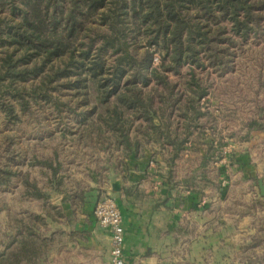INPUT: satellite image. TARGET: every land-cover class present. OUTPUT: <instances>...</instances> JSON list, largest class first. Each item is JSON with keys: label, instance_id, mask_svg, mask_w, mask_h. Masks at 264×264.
Instances as JSON below:
<instances>
[{"label": "trees", "instance_id": "obj_1", "mask_svg": "<svg viewBox=\"0 0 264 264\" xmlns=\"http://www.w3.org/2000/svg\"><path fill=\"white\" fill-rule=\"evenodd\" d=\"M263 32L264 0H0V108L19 119L15 105L27 112L44 102L59 119L69 114L62 133L83 145L94 134L101 149L126 156L141 136L171 145L176 157L194 132L201 137V118L216 119L204 106L208 74L200 73H228L242 42ZM63 88L73 103L62 101ZM174 118L183 119L181 133ZM243 126L264 131V103ZM224 145H208L203 169ZM3 173L7 184L11 173ZM75 194L82 199V190ZM43 225L36 213L13 215L0 230V264H39Z\"/></svg>", "mask_w": 264, "mask_h": 264}, {"label": "crops", "instance_id": "obj_2", "mask_svg": "<svg viewBox=\"0 0 264 264\" xmlns=\"http://www.w3.org/2000/svg\"><path fill=\"white\" fill-rule=\"evenodd\" d=\"M174 120L181 133L183 119ZM201 122L206 123L201 137L194 132L176 157L171 145L141 136L138 150L125 156L120 148L112 155L99 147L94 134L86 139L91 146L63 134L65 123L55 131L62 145L52 152L21 156L9 145L4 155L1 145L0 230L15 214L36 213L47 222L41 227L47 246L39 264H105L110 236L98 227L93 211L110 195L124 218L125 264H264V196L258 186L264 180V133L246 129L237 139L232 129L229 137L243 149H223L222 157L203 169L208 145L225 139V132L217 117ZM49 134L30 138L43 145ZM3 171L11 173L7 184ZM80 190L82 199L75 194ZM4 243L0 235V250Z\"/></svg>", "mask_w": 264, "mask_h": 264}, {"label": "rangeland", "instance_id": "obj_3", "mask_svg": "<svg viewBox=\"0 0 264 264\" xmlns=\"http://www.w3.org/2000/svg\"><path fill=\"white\" fill-rule=\"evenodd\" d=\"M206 74H208L207 78L211 86L206 98L208 102L204 106L218 118V123L225 132L223 149L226 153L233 150L239 151L243 149V146L240 148V145H235L232 140L234 137H229L232 129H237V139H240L247 129L243 126V122L253 117L258 104L264 103V85H261V83H264V32L259 36L250 35L247 40L242 42L237 50V56L231 71L224 75H218L212 71L202 72L200 76L203 77ZM34 81L25 83V86L35 83ZM59 95L62 101L69 103L75 101L71 90L63 88L59 91ZM86 110L88 108H82L81 111ZM15 113L21 118L20 121L18 119H8L0 108V146L2 145V154H9H6L9 145L21 156L31 153L32 150L37 151V153L42 150L49 153L52 152L53 148L62 145L63 140L60 133H55V131L56 128L62 127L64 123L69 121L65 118L69 114L63 112L64 118L58 119L53 107L44 102L32 105L30 111L27 112H22L21 108L15 105ZM73 122L68 123L74 125ZM47 131L52 136L49 134V140L45 141L43 145L37 143L36 138H30L31 134L40 135V133H46ZM261 131L264 133L263 130ZM238 142L242 141L238 140ZM9 169L12 170L11 166ZM258 195V190L252 193L254 197Z\"/></svg>", "mask_w": 264, "mask_h": 264}, {"label": "built area", "instance_id": "obj_4", "mask_svg": "<svg viewBox=\"0 0 264 264\" xmlns=\"http://www.w3.org/2000/svg\"><path fill=\"white\" fill-rule=\"evenodd\" d=\"M158 63L159 56L156 54L153 64ZM150 164L153 162L151 161ZM93 215L98 227L107 230L110 236V257L105 264H125L124 218L115 199L110 195L99 199L94 207Z\"/></svg>", "mask_w": 264, "mask_h": 264}, {"label": "water", "instance_id": "obj_5", "mask_svg": "<svg viewBox=\"0 0 264 264\" xmlns=\"http://www.w3.org/2000/svg\"><path fill=\"white\" fill-rule=\"evenodd\" d=\"M258 186H259L261 195L264 196V180L263 179L258 180ZM113 189L117 190V191L120 190L119 184H117V183L114 184Z\"/></svg>", "mask_w": 264, "mask_h": 264}]
</instances>
